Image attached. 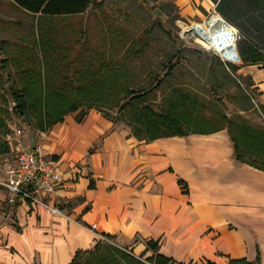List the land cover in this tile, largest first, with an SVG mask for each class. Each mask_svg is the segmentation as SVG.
I'll return each mask as SVG.
<instances>
[{
  "label": "crops",
  "instance_id": "0c3cea01",
  "mask_svg": "<svg viewBox=\"0 0 264 264\" xmlns=\"http://www.w3.org/2000/svg\"><path fill=\"white\" fill-rule=\"evenodd\" d=\"M239 74L264 104V67L245 65ZM78 113L36 144L63 172L55 194L12 204L0 185V264H72L104 234L140 237V255L127 246L137 256H152L154 241L160 255L183 264H264V169L237 159L228 128L147 141L94 109L83 122Z\"/></svg>",
  "mask_w": 264,
  "mask_h": 264
},
{
  "label": "rangeland",
  "instance_id": "374dc122",
  "mask_svg": "<svg viewBox=\"0 0 264 264\" xmlns=\"http://www.w3.org/2000/svg\"><path fill=\"white\" fill-rule=\"evenodd\" d=\"M215 8L216 0H96L84 15L48 18L26 12L13 0H0V175L7 169L6 158L17 155L13 150L19 144L29 151L50 129L40 128L34 112L27 116L19 113L9 81L12 76L16 89H21L20 74L30 69L41 76L44 84V63L100 59L120 62L140 57L135 58L142 74L140 83L148 86L158 76L165 78L162 88L152 95L156 104L169 106L177 99L174 90L180 89L204 104L201 113L214 120V127L228 128L221 116L229 120L242 116L254 126H264L260 93L248 83L250 77L233 69L243 66L236 54L242 41L240 29L231 24L237 32L234 60L238 63L230 64L190 33L193 26L211 18ZM255 41L262 45L261 39ZM43 46L49 59L44 57ZM114 107H105L102 114L131 119V115L119 113L118 104ZM100 240L131 246L134 253L141 254L137 242L142 240L138 236L126 242Z\"/></svg>",
  "mask_w": 264,
  "mask_h": 264
},
{
  "label": "trees",
  "instance_id": "16d2710c",
  "mask_svg": "<svg viewBox=\"0 0 264 264\" xmlns=\"http://www.w3.org/2000/svg\"><path fill=\"white\" fill-rule=\"evenodd\" d=\"M23 10L33 15L48 18L81 16L96 0H13ZM217 10L231 24L237 26L242 41L236 54L245 65L262 64L264 67V0H216ZM255 37V38H254ZM261 39L256 44L255 39ZM44 47V46H43ZM45 52L47 51L44 47ZM240 55V56H239ZM46 59L50 54L44 53ZM140 58V57H135ZM129 57L120 62L106 59L44 63L46 81L32 70L21 72L22 88L9 76L10 90L17 110L22 116L34 112L40 120V128H52L65 120V116L79 112V122L85 121L90 109L108 107L113 110L118 104L119 113L131 115L125 121L117 115L109 117L115 125L125 124L133 129L140 140L153 141L189 133H215L225 127H214V120L201 113L204 106L198 99L175 89V97L169 106L156 104L153 93L162 88L165 78L158 76L152 83H140L142 74L135 65L137 59ZM53 64H56L53 66ZM235 73L240 67L233 68ZM250 85L254 82L249 81ZM89 104L88 107L86 105ZM87 108V110H85ZM200 109V110H199ZM102 111V112H101ZM234 141L235 155L242 163L264 169V126H254L242 116L229 120L221 116ZM202 127L199 129L198 127ZM108 240L115 237L104 234ZM148 249L154 254L145 259L134 255L130 247L118 246L100 240L90 251H79L72 264H183L158 253L159 243L149 241ZM207 264H214L208 262ZM231 264H260L236 259Z\"/></svg>",
  "mask_w": 264,
  "mask_h": 264
},
{
  "label": "built area",
  "instance_id": "2783aa9c",
  "mask_svg": "<svg viewBox=\"0 0 264 264\" xmlns=\"http://www.w3.org/2000/svg\"><path fill=\"white\" fill-rule=\"evenodd\" d=\"M213 12V16L219 13L216 8ZM221 57L226 63H238L234 59H226L223 55ZM18 147L16 158L8 163L5 178L0 179V185L12 193L10 199L12 204L18 197L42 204L40 195L55 194L63 182V172L53 161L45 158L44 148L41 144L36 145L31 152L21 145ZM53 212L61 213L58 208H54ZM92 228L97 229V224H93Z\"/></svg>",
  "mask_w": 264,
  "mask_h": 264
},
{
  "label": "bare ground",
  "instance_id": "6f19581e",
  "mask_svg": "<svg viewBox=\"0 0 264 264\" xmlns=\"http://www.w3.org/2000/svg\"><path fill=\"white\" fill-rule=\"evenodd\" d=\"M190 33L202 39L209 49L223 55L226 59H234V49L237 42V32L222 14H214L200 25L191 28Z\"/></svg>",
  "mask_w": 264,
  "mask_h": 264
}]
</instances>
